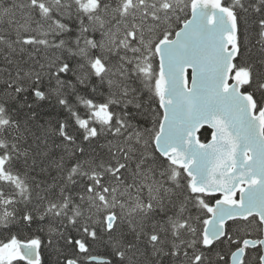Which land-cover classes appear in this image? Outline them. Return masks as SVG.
I'll return each instance as SVG.
<instances>
[{"label": "snow or ice", "instance_id": "snow-or-ice-1", "mask_svg": "<svg viewBox=\"0 0 264 264\" xmlns=\"http://www.w3.org/2000/svg\"><path fill=\"white\" fill-rule=\"evenodd\" d=\"M0 264H264V0H0Z\"/></svg>", "mask_w": 264, "mask_h": 264}]
</instances>
